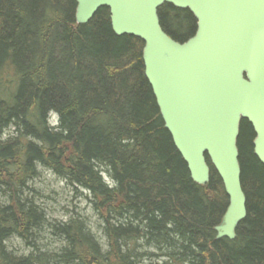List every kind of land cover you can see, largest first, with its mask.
I'll use <instances>...</instances> for the list:
<instances>
[{"label":"trees","instance_id":"1","mask_svg":"<svg viewBox=\"0 0 264 264\" xmlns=\"http://www.w3.org/2000/svg\"><path fill=\"white\" fill-rule=\"evenodd\" d=\"M76 10V0H0V264L45 263L7 247L18 238L35 248L45 231L64 244L57 264H264L252 126L243 121L238 139L247 218L235 240H217L229 197L209 160V184L192 180L146 77L143 41L117 36L107 8L86 25ZM158 15L174 41L196 34L188 10L166 4ZM39 169L88 193L105 250L79 220L47 222L31 198Z\"/></svg>","mask_w":264,"mask_h":264},{"label":"water","instance_id":"2","mask_svg":"<svg viewBox=\"0 0 264 264\" xmlns=\"http://www.w3.org/2000/svg\"><path fill=\"white\" fill-rule=\"evenodd\" d=\"M76 2L77 25L107 8L117 36L143 41L146 77L192 180L209 184V160L229 197L217 240H235L248 214L238 149L243 121L254 130V154L264 165V0ZM166 4L197 21L183 44L162 29L158 11Z\"/></svg>","mask_w":264,"mask_h":264},{"label":"rangeland","instance_id":"3","mask_svg":"<svg viewBox=\"0 0 264 264\" xmlns=\"http://www.w3.org/2000/svg\"><path fill=\"white\" fill-rule=\"evenodd\" d=\"M39 173L40 177L32 184L35 193L31 198L36 205L42 208L47 222L59 225L69 223L71 220H79L84 223L83 226L89 229L90 233L104 249L105 241L102 234V224L98 220L95 212L91 209L90 201L87 198L88 193L84 190L76 191L67 186L65 181L59 179L47 170L39 169ZM103 178L109 183L107 175L103 174ZM34 245L35 248L28 246L18 238H13L7 243L10 252L15 253L17 256H26L33 252L40 260L45 262L43 264H57L53 262L54 256L64 247L63 242L57 237L51 236L49 231L37 235ZM145 251L143 250V252ZM152 260L146 259L142 263H160Z\"/></svg>","mask_w":264,"mask_h":264}]
</instances>
